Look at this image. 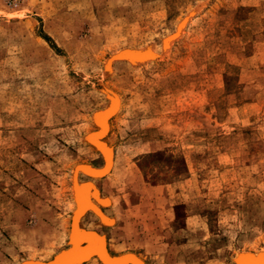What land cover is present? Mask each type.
Here are the masks:
<instances>
[{"label": "rangeland", "instance_id": "1", "mask_svg": "<svg viewBox=\"0 0 264 264\" xmlns=\"http://www.w3.org/2000/svg\"><path fill=\"white\" fill-rule=\"evenodd\" d=\"M74 224L147 264H264V0H0V264Z\"/></svg>", "mask_w": 264, "mask_h": 264}, {"label": "water", "instance_id": "2", "mask_svg": "<svg viewBox=\"0 0 264 264\" xmlns=\"http://www.w3.org/2000/svg\"><path fill=\"white\" fill-rule=\"evenodd\" d=\"M126 54L129 58L136 59L133 58L129 52H127ZM149 57L150 54L144 52L143 54H141V57L137 58L136 60L144 61ZM75 224L73 226V229H75ZM81 229L83 230V234L86 235L85 239L80 242L73 241L72 244H74V247L68 250L67 252H65L64 254H61L59 256L57 254L53 259L47 261L29 260L24 262L23 264H77L79 261L86 262L85 253L72 252L73 249L77 248L78 246H81L83 248L91 247L89 251H92L93 255L101 256L103 252L102 249L98 247L100 241L98 240L97 233L99 232H97L96 230L85 229L82 227ZM105 264H147V263L133 254L126 253L121 255H111L110 258L107 259V262H105ZM235 264H261V257L251 253L243 254L237 258Z\"/></svg>", "mask_w": 264, "mask_h": 264}, {"label": "bare ground", "instance_id": "3", "mask_svg": "<svg viewBox=\"0 0 264 264\" xmlns=\"http://www.w3.org/2000/svg\"><path fill=\"white\" fill-rule=\"evenodd\" d=\"M128 52L130 53V55H132V53L131 52H135V51H133V50H128ZM136 53V52H135ZM144 52L142 51V53L141 54H143ZM147 53V52H146ZM120 56V55H119ZM134 56H138L137 54H135ZM132 57H133V55H132ZM139 57H141V55H139ZM133 58H135V57H133ZM138 57H136V59H137ZM136 59H132L133 61H135V62H139L138 60H136ZM101 120H103V117H102V115H101ZM104 122V121H103ZM95 170V169H94ZM90 171H92L93 172V170H91L90 169ZM76 228V227H75ZM91 230V229H90ZM98 235V240L100 241V244H98V247H100L101 249H102V255L101 256H99V255H93V253H92V251H89V249L91 248V247H88V248H83V247H81V246H78L77 248H75V249H73V251L72 252H80V253H85V259H86V261H88V260H90L93 256H99L102 260H103V262H104V264H105V262H107V259L108 258H110V256H111V254L108 252V250H107V247H106V245L104 244L105 242H106V237H102V236H104V235H100L99 233H97ZM85 237H86V235H84L83 234V230L81 229V227L78 229V230H76V229H73V233H72V235H71V239H72V243H73V241H75V242H80V241H83L84 239H85ZM100 237V238H99ZM73 247H74V244H73ZM73 247H71V248H73ZM70 248V249H71ZM70 249H68V250H70ZM68 250H66L65 252H67ZM65 252H63V253H61V254H64ZM60 254V255H61ZM59 256V255H58ZM83 263V261H79L77 264H82Z\"/></svg>", "mask_w": 264, "mask_h": 264}]
</instances>
